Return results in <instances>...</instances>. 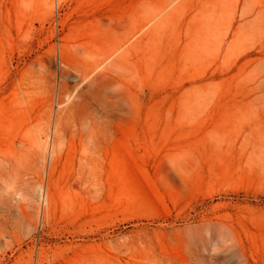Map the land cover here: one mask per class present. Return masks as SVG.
Wrapping results in <instances>:
<instances>
[{"label":"rangeland","instance_id":"1","mask_svg":"<svg viewBox=\"0 0 264 264\" xmlns=\"http://www.w3.org/2000/svg\"><path fill=\"white\" fill-rule=\"evenodd\" d=\"M1 154L0 264H264V0H0Z\"/></svg>","mask_w":264,"mask_h":264},{"label":"bare ground","instance_id":"2","mask_svg":"<svg viewBox=\"0 0 264 264\" xmlns=\"http://www.w3.org/2000/svg\"><path fill=\"white\" fill-rule=\"evenodd\" d=\"M58 146H59V137L57 135L54 137L53 147H52V152H51V165L52 166L49 169L48 189L45 190L46 192H44V194H43V198L45 199V201L48 202V204L50 203V192H49V185H51L50 175L53 174L56 165L61 161V158H62L60 152L58 154V149H59ZM8 158L9 157H4L3 154L0 155V160L8 161Z\"/></svg>","mask_w":264,"mask_h":264}]
</instances>
